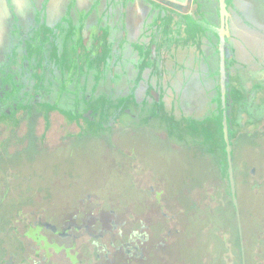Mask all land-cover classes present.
I'll return each mask as SVG.
<instances>
[{"label":"rangeland","instance_id":"374dc122","mask_svg":"<svg viewBox=\"0 0 264 264\" xmlns=\"http://www.w3.org/2000/svg\"><path fill=\"white\" fill-rule=\"evenodd\" d=\"M215 3H205L204 11L216 13ZM193 5L188 3L186 11ZM237 5L249 21L264 27V0ZM244 33L239 34L252 37ZM213 40L210 72L205 64L201 67L209 83L180 90L188 114L200 112L218 77L217 34ZM250 47L254 51L255 42ZM239 48L245 58L244 47ZM41 118L32 116L14 130L0 125V254H23L19 235L27 231L25 216L32 208L56 218L78 209V199L90 193L103 215L112 208L118 221L142 219L150 228L139 231H152L155 238L164 239L170 231L160 264H243L242 258L246 264H264V131L233 141L237 217L235 208L224 202L204 152L192 143L186 147L179 135H169L155 120L122 121L110 133L92 136L73 121L64 127L56 113L45 129Z\"/></svg>","mask_w":264,"mask_h":264},{"label":"flooded vegetation","instance_id":"af4514ba","mask_svg":"<svg viewBox=\"0 0 264 264\" xmlns=\"http://www.w3.org/2000/svg\"><path fill=\"white\" fill-rule=\"evenodd\" d=\"M109 1L111 2V0ZM140 1L144 0H113V3L110 4L109 2V5H113L110 9L115 11L117 7L120 6L122 9L124 5L125 7L122 10L128 15L133 12L135 4ZM145 1L153 5L156 4L155 6L168 7L180 12H184L186 6L190 3L188 2L185 6H174L168 5L162 0ZM193 1L194 0L191 1V5L194 3ZM209 1L212 0L205 2L201 0L203 9L205 3L208 4ZM31 2H35V6L38 5L37 0H0V117L9 116L15 111H17L16 115L21 116L24 113V110L20 108L22 105L28 102L34 105L44 100L51 105H56V109H52L48 113L47 119L45 116L41 115L43 129L51 124V113H56L62 117L64 127L69 126L72 122L71 118L68 117L66 113L78 116L81 120H95L97 112H94V110L82 100L81 96L82 93L87 95V91L83 92L82 90L84 85L87 86V70L84 63L75 65V75L77 77L81 76L82 79L80 82L81 101L80 99L76 101V97L73 96L71 92H66L62 97L60 95L58 96L59 86H56L54 80L49 85L48 77L50 75L47 73H43L45 76L43 75V77H41L42 79L39 82L41 87L39 90L34 88L33 81L28 85L27 75L21 72V66H19L23 55L26 54L25 48L27 44L31 43L41 48L44 46L42 41L35 38L37 35L35 31H37L39 35L40 31L38 32L37 29L34 30L35 24L30 22L31 15L29 9H33L31 7ZM58 2L62 5L65 3V0H58ZM215 2L216 13L207 10L205 11L206 15L204 18L207 27L211 29L209 35H211L212 39L216 37L218 33L215 30L221 28L219 5L217 0H215ZM231 2L234 6L229 5L230 8L227 9L228 15L226 17L228 32L226 36V51L228 56L231 55L229 54V46L233 45L236 50L239 51L236 54V60L245 64L244 66L239 63L234 64L236 68L235 72L239 77V83L243 89V97L239 100L235 121L240 128L244 129L246 134L251 135L260 130L264 131V27L258 25L256 22L249 21V19L242 14L237 5L241 0H231ZM59 3H56V5L60 6ZM245 3L247 4V2ZM47 5L51 6L47 9L49 13L51 12V8L55 6L54 0L49 1ZM99 5L100 2L98 1V5H95L97 10H94L93 14L90 15L91 18L94 19L99 15ZM18 8L21 9V12ZM86 8L87 3L85 9ZM123 17L126 24L129 15ZM117 19L118 14L115 13L112 20L113 23L116 24ZM96 25L92 26L94 31H98ZM240 25L245 27V29L243 30L240 28ZM126 28L128 29V37L126 39H120L118 34L119 31L112 30L111 28L108 35V40L112 42L111 52L113 54L110 65H114L116 57H119V53L122 52L126 59L124 60L126 62L125 72L121 73V70L114 67V71L112 72L116 74L121 73L119 78H115L109 70L106 80L101 82L93 92L94 98L103 93L108 99L117 100L120 96L123 97L134 91L135 87L133 80L136 76V72L133 67V62L135 63L137 52L130 45V41L132 40L131 36L134 37L132 30L129 29L128 26ZM240 30H242L243 33L247 30L244 34L251 35L252 37L250 39H245L246 37L244 38L243 34H239L242 32H239ZM80 31L79 33L84 39H89V34L91 33H89L87 23L82 25ZM100 32L99 30L96 34L100 35ZM155 33L156 32L153 34L155 35ZM217 39L219 42V34H217ZM253 42H255L256 47L254 51L250 49ZM150 46L151 51L154 52L156 44L150 42ZM240 46H243L246 51L245 58H242L244 53H241ZM208 54H211V52ZM240 57L242 59H240ZM261 57H263V59H261ZM231 58L232 55L229 59ZM228 67L230 71V66ZM171 72L174 71L171 70ZM28 73L31 72L28 71ZM55 73L59 74V72ZM179 74H177L176 79V86L178 89L180 88L179 82L181 80ZM205 75L207 74L202 73L200 76L203 82L209 83ZM195 77H193L192 82L184 89L181 88L183 90L181 94L187 91L190 86L192 87V85L199 88L198 86L200 84L194 81ZM14 84L18 87L16 93H13L15 89ZM69 87L70 90H74L73 85H69ZM143 90L144 85L142 84L138 88V92L141 93ZM228 97L232 120L233 100L231 97L230 85ZM190 100L191 99H189V101ZM206 101L201 108L204 107ZM184 103L181 102V105L183 106ZM61 110L64 113H62ZM124 111L130 113L131 117H136L135 114L131 113L130 108H125ZM13 116H15V114ZM74 123L78 125V123ZM115 124H118L117 119L114 118V116L109 118L108 126L113 127ZM5 126L6 124L4 123L3 127ZM251 128L254 129L249 131ZM78 200L81 204L78 209L75 208L63 215L59 214L56 218H47L34 208L28 211V214L25 216L28 218L27 231L19 235L17 229L13 227L14 233L18 234L23 239V254L16 257L10 251L1 252L0 264H151L152 259L156 262L155 264H160L159 256L165 252L167 239H170L169 230L166 231V237L164 239L155 238L154 235H152L154 232L145 231L150 227L149 225L146 226L147 223L142 219L133 222V224L128 223L126 220L118 221L117 211L112 208L106 215L101 214L100 212L102 210L99 200L93 201L90 193H87L85 197H80ZM23 216L24 215H22V218ZM162 216L164 219L166 218L165 215ZM139 229L145 230L139 231ZM241 253L245 255L243 243L241 245ZM242 262L246 264L243 258Z\"/></svg>","mask_w":264,"mask_h":264},{"label":"trees","instance_id":"16d2710c","mask_svg":"<svg viewBox=\"0 0 264 264\" xmlns=\"http://www.w3.org/2000/svg\"><path fill=\"white\" fill-rule=\"evenodd\" d=\"M228 5L234 6L230 1ZM158 7L160 11L155 21L156 30L154 32L156 33L155 35L152 33L153 36L151 37V42L156 44V49L152 52L149 44L148 48L141 54V61L137 66L136 76L133 80L135 88L128 95L120 96L117 100L108 99L103 93L96 98L93 96V92L98 85L106 80L109 70L114 71V67H116V69L121 70V73L125 72L126 62L124 60L126 59L122 55L115 59L114 65H110L111 58H113L111 52L112 42L108 40L109 32L107 29L100 35H94V40L97 42L92 50H89L90 53H86V56L74 55L75 50L73 48H76L75 46L78 45L79 40L76 38L75 45L71 44L74 40L72 30H65V35L60 36L63 38L60 39L61 45L52 42L48 37H43L44 46L42 48L33 45V43L27 44L26 54L23 55L19 63L21 72L27 75L28 85L33 81L34 88L37 90L41 87L39 85L41 77L45 76L43 73H47L50 75L48 77L49 85L54 80L56 86H59L58 96L62 97L66 92H71L76 97V101L78 99L81 101L82 96V100L94 112H97L95 120H81L78 116L69 113H66V115L73 122L78 123L79 127H83L87 132L93 134L92 136H94V133L96 135L97 133H110L113 127L108 126V120L113 116L118 123L126 120L135 121L143 117L145 123L155 120L158 125H163L164 128L168 129L169 135H179L181 142L186 147L191 143L197 145L208 157L212 168L217 173V184L221 188L220 194L224 202L231 205L234 211L223 150L219 75L210 90V95L204 107L197 115L183 111L180 102L181 88L184 89L190 84L193 77L199 78L202 86L203 80L200 76L202 74V64H205L206 70L208 69L207 72H210L207 58L210 52L209 49H212L214 45V40L209 35L211 29L207 27L204 19L206 13L201 0H194V7L190 12L186 10L180 12L163 6ZM228 8L230 7L228 6ZM96 35L98 36L96 37ZM229 52L232 58L228 60L227 64L230 66L229 85L233 100L231 122L233 139H235L246 133L235 121L239 100L243 97V89L235 72L234 64L239 63L243 66L245 64L236 60L237 51L233 45L229 46ZM80 63H84L87 70V86L82 87L83 92L87 91V95L82 93L81 96L80 82L82 79L81 76L77 77L75 75V65H80ZM171 70L174 72H171ZM28 71L31 73H28ZM55 72H59V74ZM120 74H115V78H119ZM177 74L181 79L179 90L176 86ZM142 84L144 90L140 93L138 88ZM69 85H73L74 90H70ZM14 88L16 91L14 89L13 93H16L18 87L15 84ZM153 93H157V98ZM20 108L24 110L21 116L16 115L17 111L9 116H1L0 125L5 123L7 129L14 130L21 121L30 120L35 115H43L47 119L48 113L52 109H56V105H51L43 100L34 105L28 102ZM125 108H130L131 113L135 114L136 117H131L130 113L124 111ZM62 113L64 112L62 111ZM14 114L15 116H13Z\"/></svg>","mask_w":264,"mask_h":264},{"label":"crops","instance_id":"0c3cea01","mask_svg":"<svg viewBox=\"0 0 264 264\" xmlns=\"http://www.w3.org/2000/svg\"><path fill=\"white\" fill-rule=\"evenodd\" d=\"M49 1L51 0H37V6H35V2H31V7L33 9H29L31 15L30 22L35 24L33 28L34 30L37 29L38 32L40 31V35L37 31H35L37 34H35V38L39 39V41H42L43 43V37H48L52 42L61 45L60 39L63 38L60 36L65 35V30H72L74 32V40H72L71 44L75 45L74 43L76 38L79 40L78 45L76 44L75 46L76 48H73L75 50L74 55L86 56V53H88L89 50H91L96 44L97 41L95 42L94 35L99 30L101 31V34L106 29L109 32L111 28L112 30L119 31L118 34L120 39H126L128 37V29L126 27L128 26L134 35V37L131 36L132 40L130 39V45L137 52L135 63L133 62L134 70L135 72L137 71V66L141 61V54L149 46L152 33L156 30L155 21L160 11L158 6H155L148 1L146 2L145 0L137 2L134 6L133 12L128 14V23L126 22L125 24L123 16H128L124 13L125 11L122 10L125 6L123 5L122 9L120 6L117 7L116 11L111 10L110 8H112L111 6L113 5H109V0H65V3L62 5L58 2V0H54L55 6L54 8H51V12L48 13L47 9L51 7L50 5H47ZM98 1L100 2V8L98 10L99 15L93 19L90 15L93 14L94 10H97L95 5H98ZM56 3H59L60 6H57ZM86 3L87 8L85 9ZM112 3L113 0H111L110 4ZM115 13L118 14L116 24L112 21ZM86 23L88 24L89 33H91L89 34V39H84V37H82L79 33L81 32L80 28L82 25ZM93 25H96L98 31H94V29H92ZM97 36L98 35H96V37ZM121 55L123 56L122 52L119 53V56ZM111 74L115 76L116 73L112 72Z\"/></svg>","mask_w":264,"mask_h":264},{"label":"water","instance_id":"95a60500","mask_svg":"<svg viewBox=\"0 0 264 264\" xmlns=\"http://www.w3.org/2000/svg\"><path fill=\"white\" fill-rule=\"evenodd\" d=\"M168 5H177V6H185L188 2L192 0H162ZM219 5V17L221 22V28L215 30L219 34V42L217 47L219 65H218V75H219V97H220V122H221V130L223 135V150L225 153V161H226V170L229 179L230 185V194L232 198V202L234 208L236 210V214L238 217L237 210V197H236V185H235V174H234V164H233V130H232V122H231V107L230 101L228 97L229 92V76L230 71L228 67V60L231 55L228 56L226 51V36L227 32V9L228 2L231 0H217ZM241 235V231H240Z\"/></svg>","mask_w":264,"mask_h":264}]
</instances>
